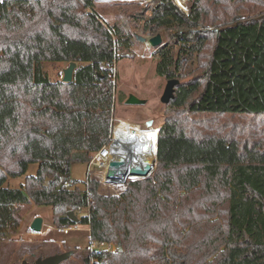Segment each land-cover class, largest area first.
<instances>
[{
    "label": "trees",
    "instance_id": "obj_1",
    "mask_svg": "<svg viewBox=\"0 0 264 264\" xmlns=\"http://www.w3.org/2000/svg\"><path fill=\"white\" fill-rule=\"evenodd\" d=\"M153 1L132 15L169 37L155 73L178 84L155 170L105 195L96 177L63 182L108 140L114 65L133 35L93 0H0V242L45 206L57 228L86 225L92 243L115 246L92 264H264V12L252 15L264 0H190L186 13ZM46 62L75 63L72 81L51 80ZM32 163L35 176L3 187Z\"/></svg>",
    "mask_w": 264,
    "mask_h": 264
},
{
    "label": "rangeland",
    "instance_id": "obj_2",
    "mask_svg": "<svg viewBox=\"0 0 264 264\" xmlns=\"http://www.w3.org/2000/svg\"><path fill=\"white\" fill-rule=\"evenodd\" d=\"M98 4V13L106 19L108 23L122 24L129 29L134 37V42L129 50L118 51V61L114 65V112L113 119L116 122H126L135 124L136 128L151 129L158 133L163 120L164 105L160 103L166 81L156 76L155 69L157 56L155 49L147 43L139 42L136 36L146 40L160 35L162 45L169 43V37L159 32L148 36L142 32V23L133 18L146 9L148 5H153V0H93ZM174 3L183 11H188L190 0H173ZM130 3L127 7L120 9L114 8L115 4ZM137 6H134V4ZM133 5V6H131ZM239 7L238 9H241ZM252 15L264 12V6L252 4ZM149 13V12H148ZM132 15V16H131ZM68 65L63 63L46 62L44 70L51 80H61L60 76ZM134 95L139 99L146 100L143 106H129L118 102V93ZM129 121V122H128ZM146 121H152L151 127H145ZM252 125V122L250 126ZM38 164L32 163L28 166L26 173L20 177L8 178L4 183V188L19 189L20 185L27 177L37 174ZM155 170V169H154ZM95 172L89 169L87 164L73 163L70 166L69 181L77 182L79 189H84L87 177H95ZM101 193V192H100ZM103 194V193H102ZM52 209L50 207L32 206L22 217L19 228L8 235L6 241L0 242V264H21L23 260L33 263L38 258H46L65 252H73L70 257L60 264H86V256L93 252L102 250L91 242L89 229L86 225L78 224V230H72L68 234L57 232V227L53 225ZM40 217L42 228L40 233L30 230L32 221ZM110 250V248L108 247ZM115 250V249H114ZM113 251V250H112ZM88 264H92L91 260Z\"/></svg>",
    "mask_w": 264,
    "mask_h": 264
},
{
    "label": "built area",
    "instance_id": "obj_3",
    "mask_svg": "<svg viewBox=\"0 0 264 264\" xmlns=\"http://www.w3.org/2000/svg\"><path fill=\"white\" fill-rule=\"evenodd\" d=\"M63 75L60 76L62 80ZM111 120V132L107 142L99 150L93 152L88 162L89 169H92L99 182V191L105 195L121 193L126 186L135 180L142 179L139 176H132L131 170L138 167L145 170L149 165L151 167L149 175L154 171L156 153L154 162L150 161L147 151L149 149L145 142L146 133L153 132L151 129L136 128L135 124L127 123L122 129L117 128L120 121ZM126 123V122H124ZM114 164H119L114 167ZM153 168V169H152ZM112 173V175H111ZM70 181L63 182L68 186ZM81 216L87 215L86 210H79ZM77 225L67 228H57V232L68 234L72 230H78ZM101 249H107L106 244H96Z\"/></svg>",
    "mask_w": 264,
    "mask_h": 264
},
{
    "label": "water",
    "instance_id": "obj_4",
    "mask_svg": "<svg viewBox=\"0 0 264 264\" xmlns=\"http://www.w3.org/2000/svg\"><path fill=\"white\" fill-rule=\"evenodd\" d=\"M136 39L139 42L147 43L152 48L159 47L162 44V39H161V36L159 34L154 36V37H152V38H150V39H148V40H146L145 38L140 37V36H136ZM75 67H76L75 63H70L68 65V67L63 70L62 81L64 83H70L72 81L73 71H74ZM177 84H178L177 80H168V81H166V85L164 87L162 96L160 98V103L162 105L168 104L169 101L173 99V97H174V87ZM145 104H146V100L139 99V98H137L136 96H134L132 94L127 95V98L124 101V105H129V106H143ZM151 125H152V121H148L146 123V127H151ZM157 139H158V134L156 135V140ZM155 163H156V159H155ZM118 165L119 164H114L113 166L114 167H118ZM150 169H151V167L149 165L146 167L145 170H141L138 167H134V168H132L130 174L132 176H139L142 179H145V178L150 177V175H151V174L149 175ZM154 169H155V166H154ZM111 175H112V173H111ZM68 217L74 223L78 222V218L72 212L68 213ZM41 228H42V219L40 217H36L32 221V223L30 225V230L32 232H34V233H40ZM72 254H73V252L69 251V252L56 254V255H53V256H50V257H46V258H38L33 263L28 262L26 260H23L21 262V264H60L62 261L68 259L70 257V255H72ZM85 263L88 264V260L87 259L85 260Z\"/></svg>",
    "mask_w": 264,
    "mask_h": 264
},
{
    "label": "bare ground",
    "instance_id": "obj_5",
    "mask_svg": "<svg viewBox=\"0 0 264 264\" xmlns=\"http://www.w3.org/2000/svg\"><path fill=\"white\" fill-rule=\"evenodd\" d=\"M126 125H127V123L121 122L117 128L122 129ZM145 135H146L147 139H145L144 143H146L148 145V147H149V149H148L146 154L149 155L150 157H152V158H150V161L154 162V158L153 157H154V154L156 153V141H157L156 140V135H157V133L153 131L151 133L148 132Z\"/></svg>",
    "mask_w": 264,
    "mask_h": 264
},
{
    "label": "crops",
    "instance_id": "obj_6",
    "mask_svg": "<svg viewBox=\"0 0 264 264\" xmlns=\"http://www.w3.org/2000/svg\"><path fill=\"white\" fill-rule=\"evenodd\" d=\"M129 122V121H128ZM106 247H109L110 248V251L114 250L115 249V246L113 245H105ZM106 250H109L108 248Z\"/></svg>",
    "mask_w": 264,
    "mask_h": 264
},
{
    "label": "flooded vegetation",
    "instance_id": "obj_7",
    "mask_svg": "<svg viewBox=\"0 0 264 264\" xmlns=\"http://www.w3.org/2000/svg\"><path fill=\"white\" fill-rule=\"evenodd\" d=\"M147 122H148V121L145 122V125H146ZM145 127H146V126H145Z\"/></svg>",
    "mask_w": 264,
    "mask_h": 264
}]
</instances>
